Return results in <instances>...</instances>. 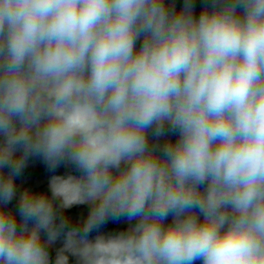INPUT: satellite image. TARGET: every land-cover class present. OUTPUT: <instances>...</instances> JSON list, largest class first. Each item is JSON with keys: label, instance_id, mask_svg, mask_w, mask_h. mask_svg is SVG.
Returning <instances> with one entry per match:
<instances>
[{"label": "clouds", "instance_id": "1", "mask_svg": "<svg viewBox=\"0 0 264 264\" xmlns=\"http://www.w3.org/2000/svg\"><path fill=\"white\" fill-rule=\"evenodd\" d=\"M194 2L0 0V264H264V0Z\"/></svg>", "mask_w": 264, "mask_h": 264}, {"label": "trees", "instance_id": "2", "mask_svg": "<svg viewBox=\"0 0 264 264\" xmlns=\"http://www.w3.org/2000/svg\"><path fill=\"white\" fill-rule=\"evenodd\" d=\"M182 0H175L176 7H180ZM201 8V0H195L194 10L196 14L199 13ZM170 138L174 139V136ZM69 169L61 165L56 169L55 174H64ZM53 173L47 171L46 166L39 158H30L27 166L23 170L22 174L15 178L14 182L17 185V190L22 191L25 188H30L35 192L47 193V182L50 175ZM7 208L15 211L17 208V199L14 197L12 201L6 206ZM88 205H74L73 207L63 210V215L68 219L72 226H78L80 220L87 215ZM170 220V218H169ZM17 221L19 222V215L17 214ZM168 221H166L167 223ZM127 227L126 221L120 220H109L107 223L101 226V231H117ZM94 235V233H93ZM62 247V238H58L52 245L48 247L50 261L55 259L56 251ZM69 255V264H75V258ZM194 264H201L200 260L194 262Z\"/></svg>", "mask_w": 264, "mask_h": 264}]
</instances>
